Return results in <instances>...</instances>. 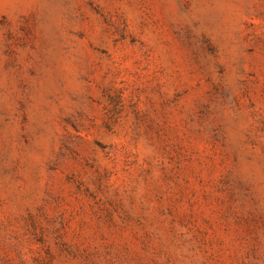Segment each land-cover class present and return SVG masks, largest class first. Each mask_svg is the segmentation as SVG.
Returning <instances> with one entry per match:
<instances>
[{
    "label": "rangeland",
    "instance_id": "1",
    "mask_svg": "<svg viewBox=\"0 0 264 264\" xmlns=\"http://www.w3.org/2000/svg\"><path fill=\"white\" fill-rule=\"evenodd\" d=\"M0 264H264V0H0Z\"/></svg>",
    "mask_w": 264,
    "mask_h": 264
}]
</instances>
